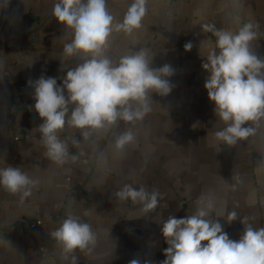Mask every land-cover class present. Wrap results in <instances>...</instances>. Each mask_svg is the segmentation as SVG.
Here are the masks:
<instances>
[{
	"label": "crops",
	"instance_id": "crops-1",
	"mask_svg": "<svg viewBox=\"0 0 264 264\" xmlns=\"http://www.w3.org/2000/svg\"><path fill=\"white\" fill-rule=\"evenodd\" d=\"M55 2L10 0L0 8V168L20 167L38 182L23 199L0 187V264H71L50 236L68 213L90 224L97 237L91 252L74 253L78 264H128L133 258L159 264L167 247L163 220L193 214L201 196L214 198L211 218L220 219L233 240L243 233L244 218L264 227V123L231 147L215 137L225 124L214 115L201 67L215 37L200 28L209 23L235 31L251 21L258 25L253 46L264 57V0H147L143 27L131 35L114 32L106 54L118 59L148 50L153 67L175 69L172 92L153 93L152 110L142 121H119L88 141L80 130L65 127L60 138L69 143V160L63 165L45 156L39 117L9 115L13 102L23 106L33 94L29 80L45 75L60 83L78 62L63 53L72 36L53 17ZM132 2L107 0V7L122 21ZM189 41L193 48L186 52ZM129 128L135 141L118 152L115 137ZM73 137L81 140L78 147ZM125 184L158 190L157 209L145 215L140 205L119 200L115 193ZM232 211L237 220L228 223Z\"/></svg>",
	"mask_w": 264,
	"mask_h": 264
},
{
	"label": "clouds",
	"instance_id": "clouds-1",
	"mask_svg": "<svg viewBox=\"0 0 264 264\" xmlns=\"http://www.w3.org/2000/svg\"><path fill=\"white\" fill-rule=\"evenodd\" d=\"M2 3L0 8H6L10 0ZM146 13L147 0H133L122 21L115 20L107 0L54 3L53 17L72 36L63 53L78 62L67 70L60 83L56 77L45 75L28 81L34 89L31 109L42 121L36 127L40 143L46 149L45 156L54 163L63 165L69 160V143L60 138L65 127L80 130L79 136L88 141L93 134L107 132L119 121H142L152 110L153 93L166 97L172 92L174 86L169 78L175 69L170 64L153 67L148 50L139 48L118 59L106 54L112 34H133L143 27ZM257 27L251 21L235 31L209 23L200 25L203 32L215 37L214 47L201 63L207 73L204 88L214 104V115L225 124L215 137L230 147L255 135L264 123V57L258 56L253 46ZM192 48L191 41L184 44L186 52ZM134 141L129 128L115 137L114 148L123 152ZM71 143L78 147L81 140L73 137ZM71 160L76 161L77 156H71ZM37 183L20 167L0 168V187L20 194L21 199L31 195ZM115 195L121 201L140 205L145 215L153 213L162 199L158 190L130 184ZM215 208L212 196H201L193 214L181 218L169 215L163 220L160 231L167 247L163 250L165 259L159 264H264V227L254 228L244 218L240 220L243 233L233 240L220 219L211 218ZM235 220L237 213L229 212L226 221ZM50 236L61 247L63 258L71 257V264H78L74 255L77 250L91 252L97 239L92 226L71 213ZM128 264L152 262L133 258Z\"/></svg>",
	"mask_w": 264,
	"mask_h": 264
},
{
	"label": "built area",
	"instance_id": "built-area-1",
	"mask_svg": "<svg viewBox=\"0 0 264 264\" xmlns=\"http://www.w3.org/2000/svg\"><path fill=\"white\" fill-rule=\"evenodd\" d=\"M35 101L32 99V94L29 93L27 95V101L23 106L18 105L16 102H13L9 108V115H13L16 112L22 111L26 115H28L31 118L39 117L37 113H35L34 110L31 109V106L34 105ZM41 222H37L35 224H32L31 227H35L40 225Z\"/></svg>",
	"mask_w": 264,
	"mask_h": 264
}]
</instances>
